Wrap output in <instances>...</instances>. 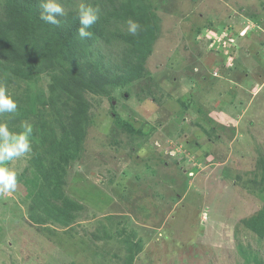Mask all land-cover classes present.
<instances>
[{
    "label": "rangeland",
    "instance_id": "rangeland-1",
    "mask_svg": "<svg viewBox=\"0 0 264 264\" xmlns=\"http://www.w3.org/2000/svg\"><path fill=\"white\" fill-rule=\"evenodd\" d=\"M144 2L156 24L144 71L85 92L67 199L49 194L32 160L56 108L25 113L52 71L0 73L17 104L0 123L32 127L31 153L8 162L16 189L0 192V264H264V237L242 223L264 212V0ZM66 201L61 224L49 214Z\"/></svg>",
    "mask_w": 264,
    "mask_h": 264
},
{
    "label": "trees",
    "instance_id": "trees-1",
    "mask_svg": "<svg viewBox=\"0 0 264 264\" xmlns=\"http://www.w3.org/2000/svg\"><path fill=\"white\" fill-rule=\"evenodd\" d=\"M58 2L64 7L65 15L57 17L59 25H52L39 18L41 0H2L0 73L8 74L9 71L13 79L16 73H25L21 69L25 67L34 73L52 71L47 92L37 93L36 98H27L29 109L25 113L36 116L39 109L35 107L39 105L56 108L54 121L59 131L44 120L47 125L43 127L40 144L43 142L45 147L41 146V152L34 147L32 160L35 171L49 187V194L67 199L61 192L65 168L80 152L89 120L85 92L105 95L108 85H120L140 78L156 24L144 0ZM81 3L99 8V19L87 29L92 33L90 37L79 36L81 25L77 9ZM129 19L140 26L136 35L128 31ZM114 47L120 51L113 52ZM40 113L44 119L46 111ZM46 159L54 164L58 159L54 169L46 167ZM65 204L67 208H56L49 214L61 224L68 223L71 217L69 210L74 207L73 202L66 201ZM242 223L258 239L264 237V212L246 217ZM255 260L261 263L256 257Z\"/></svg>",
    "mask_w": 264,
    "mask_h": 264
},
{
    "label": "clouds",
    "instance_id": "clouds-1",
    "mask_svg": "<svg viewBox=\"0 0 264 264\" xmlns=\"http://www.w3.org/2000/svg\"><path fill=\"white\" fill-rule=\"evenodd\" d=\"M40 20L52 25H59L57 17L65 15L63 6L58 0H41ZM77 15L81 27L78 29L81 38L90 37L91 32L87 29L99 19V8L81 3L77 9ZM128 31L136 35L139 24L129 19L127 21ZM17 108L16 102L6 94V89L0 87V113L14 112ZM31 133L32 127L24 125L19 132L10 131L9 127L0 123V192H11L16 189L18 173L14 168L8 166V162L31 153Z\"/></svg>",
    "mask_w": 264,
    "mask_h": 264
}]
</instances>
